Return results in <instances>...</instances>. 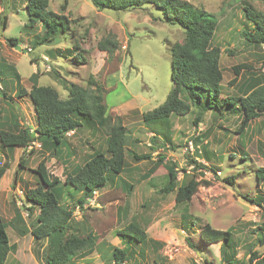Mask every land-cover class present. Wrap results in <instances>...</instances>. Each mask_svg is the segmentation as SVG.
<instances>
[{
    "label": "rangeland",
    "instance_id": "obj_1",
    "mask_svg": "<svg viewBox=\"0 0 264 264\" xmlns=\"http://www.w3.org/2000/svg\"><path fill=\"white\" fill-rule=\"evenodd\" d=\"M186 1L204 8L218 22L212 46L221 50L222 96L243 95L246 90L241 84L245 79L264 83V50L249 46L242 35L244 29L252 28L243 17L242 6L249 3L264 12V0ZM25 4V0H0V70H5L0 87L11 95V99L4 100L0 92V123L13 130L34 128L36 124L30 98L16 93L15 77L6 66L13 64L27 90L32 87L30 76L36 71L39 83L56 87L62 97L68 94L63 79L83 87L93 88L98 83L103 87L109 122L115 123L121 116L128 134V165L124 172L112 175L91 196L64 187L61 203L76 206L66 235H85L91 230L98 237L94 252L79 255L73 264H112V248L124 247L118 230L132 221L159 244L135 245L128 264H154L155 259L166 264H224L220 261L221 242L205 244L199 238V230L208 223L219 229L233 228L237 264L242 259L247 262L250 244L264 253V243L257 241L264 236V182L256 178L257 168L264 167V116L251 121L243 135L233 132L239 124L238 113L215 121L212 112L207 111L195 125L198 109L193 107L185 116L174 114L167 123L143 120L144 113L160 106L173 89L171 46L184 40L182 26L159 19L161 13L155 5L114 11L100 10L91 0H50L49 9L71 19L70 29L53 42L34 45L43 29L41 25L32 29L26 24ZM9 37L18 38L19 45L10 44ZM106 38L118 43L113 53L99 48L98 43ZM72 48L85 60L73 58ZM242 63L249 64L250 69L241 70L237 81L230 85L232 66ZM220 125L231 131L224 133ZM107 133V127L84 122L66 134L65 143L54 156L39 140L27 148L0 146V165L7 166L0 179V216L9 223L7 230L14 244L5 264H45L43 256L49 240H38L31 234L39 207L29 215L25 199L27 190L39 184L35 172L39 161L47 159L50 174L64 180L95 150H105ZM133 153L151 154V158L134 159ZM22 155L27 159L25 168L18 165ZM171 166L178 169L180 182L195 175L210 184L202 182L192 200L179 205L176 191L161 192ZM150 171L153 173L149 176ZM232 175L235 179L228 183L226 178ZM80 198L84 199L78 203ZM17 212L23 223L15 222ZM186 212L187 222L183 216ZM192 220L195 225L190 227ZM15 223L27 232L20 235ZM189 236L196 249L188 245Z\"/></svg>",
    "mask_w": 264,
    "mask_h": 264
},
{
    "label": "trees",
    "instance_id": "obj_2",
    "mask_svg": "<svg viewBox=\"0 0 264 264\" xmlns=\"http://www.w3.org/2000/svg\"><path fill=\"white\" fill-rule=\"evenodd\" d=\"M24 6L28 22L26 23L34 29L35 26H42L43 32L37 34L34 45L48 44L56 40L57 36L67 32L71 26V19L64 13L55 12L49 9L50 0H25ZM95 7L100 10H129L137 7L155 5V9L161 13L164 22L169 24H179L184 29V40L175 42L171 46L172 63L171 77L174 83L173 89L167 94L165 101L155 109L144 113L143 120L146 122H165L174 114L185 116L192 111L193 107L198 109V113L193 120L195 125L203 119L205 113L211 111L216 121L223 116H230L238 113L239 124L235 134L243 135L249 127L251 121L264 116V83H253L244 80L241 88L246 92L243 95L223 93V68L221 64V50L217 46H212L213 37L216 35L218 22L213 14L201 7H196L186 0H91ZM64 8V7H62ZM242 14L246 21L252 24L251 30L242 31L243 38L251 47H262L264 43V12L255 10L249 3L242 6ZM6 19V18H4ZM4 22V20H3ZM10 44L17 47L19 40L16 37H9ZM99 48L103 51L113 53L118 48V43L109 38L101 40ZM74 51L73 58L85 60V56ZM70 50L69 52L72 53ZM76 51V52H75ZM53 55V53H50ZM79 55V56H75ZM82 60V61H83ZM80 61V60H79ZM8 71L14 75L16 80V93L19 96H28L34 106L36 124L34 128L24 126L21 129L13 130L4 122L0 123V146L1 148L22 147L27 148L35 141H40L43 148L50 150V155L54 156L60 147L65 143L66 134L76 131L86 124H95L97 127H107V145L104 151H94L82 165L77 167L74 173L67 174L62 180L58 176L50 174L47 167V159L39 161L36 173L39 184L29 188L26 192V200L29 203V215L34 212L35 207H39L36 225L31 228V234L38 240L48 239L47 248L43 256L45 264H73V261L82 254L94 252L98 237L89 230L85 235L67 236V228L75 212L76 206L61 203L64 187L74 190H82L85 196H91L94 191L105 186L110 181L111 176L125 171L128 161L125 155L127 145V129L124 126L121 116L117 117L115 123L109 122L107 105L104 102L103 87L95 83V87H83L70 83L66 79L62 82L68 94L62 97L56 87L42 85L39 83V72L36 71L30 76L32 87L29 90L22 86L20 74L15 66L6 65ZM250 69L249 64H235L232 66L234 77L229 84L237 81L241 70ZM5 70H0V81L3 80L1 74ZM56 75H59L56 73ZM1 97L4 100L11 99V95L0 87ZM226 110L223 113L222 110ZM164 120V121H163ZM226 134L231 131L228 127H223ZM134 159H149L151 154L137 155L133 153ZM242 159H244L242 157ZM163 159H160L162 161ZM24 155L20 157L19 168L26 167ZM193 163H197L192 159ZM158 163V162H157ZM202 167V164L198 163ZM7 170L6 165H0V179ZM153 170V169H152ZM215 171V169H212ZM153 171L149 173V176ZM178 169L169 167V173L165 184L161 187V192L170 193L176 191V201L180 205L190 202L197 192L200 184L209 181L198 179L191 175L188 179L180 182L178 179ZM258 182H264V167L256 170ZM235 177H227L228 183H232ZM131 189V185H127ZM80 198L78 203L82 202ZM253 199V198H251ZM187 214L183 213L186 220ZM23 223V218L17 212L15 222ZM187 222V220H186ZM14 228L20 235H24L27 229L18 226ZM186 224V223H185ZM188 224L195 225L192 220ZM9 223L0 216V264H5L8 254L14 249L11 244L7 230ZM233 228L219 229L211 224H204L199 230V238L205 244L221 242L220 254L221 263L237 264V244L234 240ZM121 243L124 247L115 246L109 256L112 264H128L135 249V245L145 246L158 245L159 241L150 238L145 228L136 222H130L125 228L118 230ZM186 241L190 247L196 249V243L189 237ZM258 242L264 243V236H259ZM157 247V246H156ZM249 258L247 262L240 260V264H264V253L254 250L249 245ZM154 264H166L157 261ZM198 264V263H196ZM207 264V263H206Z\"/></svg>",
    "mask_w": 264,
    "mask_h": 264
},
{
    "label": "built area",
    "instance_id": "obj_3",
    "mask_svg": "<svg viewBox=\"0 0 264 264\" xmlns=\"http://www.w3.org/2000/svg\"><path fill=\"white\" fill-rule=\"evenodd\" d=\"M262 48H263V50H264V43L262 44Z\"/></svg>",
    "mask_w": 264,
    "mask_h": 264
},
{
    "label": "crops",
    "instance_id": "obj_4",
    "mask_svg": "<svg viewBox=\"0 0 264 264\" xmlns=\"http://www.w3.org/2000/svg\"><path fill=\"white\" fill-rule=\"evenodd\" d=\"M36 121V120H35Z\"/></svg>",
    "mask_w": 264,
    "mask_h": 264
}]
</instances>
